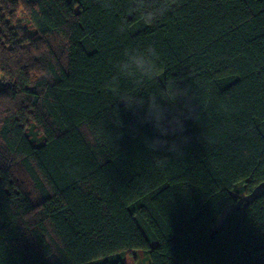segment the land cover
Wrapping results in <instances>:
<instances>
[{"label":"trees","instance_id":"trees-1","mask_svg":"<svg viewBox=\"0 0 264 264\" xmlns=\"http://www.w3.org/2000/svg\"><path fill=\"white\" fill-rule=\"evenodd\" d=\"M149 46L175 150L106 89ZM262 184L264 0H0V264H264Z\"/></svg>","mask_w":264,"mask_h":264},{"label":"clouds","instance_id":"clouds-1","mask_svg":"<svg viewBox=\"0 0 264 264\" xmlns=\"http://www.w3.org/2000/svg\"><path fill=\"white\" fill-rule=\"evenodd\" d=\"M178 0H126L127 13L139 16L146 25L158 22L167 14ZM125 28L121 26V31ZM159 54L149 46L146 49L126 48L122 59L114 65V75L106 84L114 100L122 102L124 108L135 114L141 123L152 126L156 135L146 141L148 148L159 151L167 146L175 150V141L169 142L168 137L183 131L184 97L186 93L178 86H172L163 92H152L146 85L155 80L158 75ZM121 80H127L137 86L133 92L121 89ZM166 159L158 158L157 165H162Z\"/></svg>","mask_w":264,"mask_h":264},{"label":"rangeland","instance_id":"rangeland-1","mask_svg":"<svg viewBox=\"0 0 264 264\" xmlns=\"http://www.w3.org/2000/svg\"><path fill=\"white\" fill-rule=\"evenodd\" d=\"M261 187H264V184H262L260 186ZM192 228V227H191ZM125 261H127V264H138L136 262H139L140 264V260H135V257L132 255V254H128L126 257H125Z\"/></svg>","mask_w":264,"mask_h":264},{"label":"crops","instance_id":"crops-1","mask_svg":"<svg viewBox=\"0 0 264 264\" xmlns=\"http://www.w3.org/2000/svg\"><path fill=\"white\" fill-rule=\"evenodd\" d=\"M127 262V261H126Z\"/></svg>","mask_w":264,"mask_h":264}]
</instances>
